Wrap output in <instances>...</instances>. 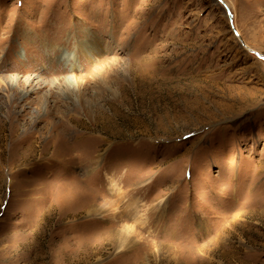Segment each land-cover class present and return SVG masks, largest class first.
I'll list each match as a JSON object with an SVG mask.
<instances>
[{
	"label": "rangeland",
	"instance_id": "374dc122",
	"mask_svg": "<svg viewBox=\"0 0 264 264\" xmlns=\"http://www.w3.org/2000/svg\"><path fill=\"white\" fill-rule=\"evenodd\" d=\"M0 264H264V0H0Z\"/></svg>",
	"mask_w": 264,
	"mask_h": 264
},
{
	"label": "bare ground",
	"instance_id": "6f19581e",
	"mask_svg": "<svg viewBox=\"0 0 264 264\" xmlns=\"http://www.w3.org/2000/svg\"><path fill=\"white\" fill-rule=\"evenodd\" d=\"M243 44H244V42H243ZM242 44V45H243ZM244 47H247L246 46V44H244L243 45ZM248 48V47H247ZM96 49H97V46L96 45H94V44H92V45H89V46H85V50H86V54L87 55H90V56H93L94 55V53H95V51H96ZM114 185V184H113ZM114 187V186H113ZM160 204V203H159ZM128 206V205H127ZM126 206V207H127ZM133 220L135 219V220H141L140 218H141V216L140 215H138L137 214V211H135L134 213H133ZM131 230H132V227H124L121 231H119V238H120V240H119V242H118V244H117V248L118 249H126V247H127V245L129 244V243H131L132 242V238H130V233H131ZM131 247V246H130ZM124 249V250H125Z\"/></svg>",
	"mask_w": 264,
	"mask_h": 264
},
{
	"label": "water",
	"instance_id": "95a60500",
	"mask_svg": "<svg viewBox=\"0 0 264 264\" xmlns=\"http://www.w3.org/2000/svg\"><path fill=\"white\" fill-rule=\"evenodd\" d=\"M243 44V43H242ZM244 45V44H243Z\"/></svg>",
	"mask_w": 264,
	"mask_h": 264
}]
</instances>
